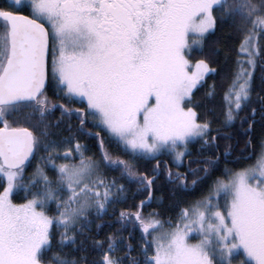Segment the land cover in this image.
<instances>
[{
  "label": "snow or ice",
  "instance_id": "6c2138e0",
  "mask_svg": "<svg viewBox=\"0 0 264 264\" xmlns=\"http://www.w3.org/2000/svg\"><path fill=\"white\" fill-rule=\"evenodd\" d=\"M218 18L231 21L243 36L230 79L221 90L220 106L225 125L237 118L241 128L248 123L243 133L249 136L247 148L256 110L251 117L240 113L251 100L257 61L264 59L257 39L264 38V0H3L0 264H44L56 231L61 252L83 250L93 211L102 218L125 198V186L108 181L104 169L139 176V190L147 193V200L142 199L134 212L122 210L119 217L133 228L139 225L138 251L113 234L107 242L94 241L99 259L92 264H233L240 250L247 258L240 264H264V141L255 166L226 171L206 195L180 210L174 226L171 220L162 221L158 211L144 215L143 209L153 202L159 207L163 196L155 195V176L133 170L135 160L157 159L160 153L182 161L192 141L215 144L210 121H201L191 106L193 89L215 69L200 59L192 71L190 49L203 43ZM49 68L57 94L62 92L73 102L86 101V109H75L81 127L91 118L129 159L114 157L100 132L96 133L100 159L86 155L87 145L76 140L70 125L68 136L51 137L45 123L52 111ZM206 95L215 100V87ZM59 107L62 115L72 112L64 104ZM25 109L31 127L13 126L10 118ZM40 151L47 155L39 157L25 180L24 173ZM205 163L203 175L201 169H189L194 177L191 186L186 174L169 171L173 191L195 190L207 180L216 161ZM21 188L30 198L15 204L12 194ZM220 198L226 211L219 206ZM53 205L55 214L50 215ZM56 259L59 264H87L86 257Z\"/></svg>",
  "mask_w": 264,
  "mask_h": 264
},
{
  "label": "trees",
  "instance_id": "16d2710c",
  "mask_svg": "<svg viewBox=\"0 0 264 264\" xmlns=\"http://www.w3.org/2000/svg\"><path fill=\"white\" fill-rule=\"evenodd\" d=\"M255 2L258 3L259 0H255ZM24 14H27V12L25 11ZM242 39L243 36L238 33L231 21L225 20L221 22L218 18L216 28L205 35L203 43L190 49V62L205 59L209 63V66L215 69V72L209 73L197 88L193 90L191 106L198 113L201 121H210V136L217 137V140L212 146L204 145L203 141L190 142L187 146V154L183 157L184 160L180 165L175 164L168 153L159 154L157 159H137L133 162V170L137 171L139 175L147 174L156 177L155 195L157 198L163 196L162 204L159 207L156 202H153L152 207H145L143 209L145 216L153 211H158L162 221L168 222L171 220L174 226L180 210L193 205L203 195H206L209 191V186L217 178H223V174L226 171L238 172L239 170L256 165L261 152V144L264 141V118H262L264 117V83H262L264 71H262L261 67V65H264V59H258L257 61L251 100L248 107L240 113L241 116L247 115L251 117L252 109L255 108L256 110L254 128L250 137L251 143L248 144L247 148L245 146L249 140V136H245L243 133L244 129H247L248 123L245 122L243 128H241L240 119L237 118L231 125H225L222 114L223 109L220 106L221 90L226 86L228 79H230ZM260 46L264 48V38H262ZM53 87L51 70L49 68L47 95ZM213 87H215L217 96L215 100H210L206 94ZM48 98L52 111L48 113L45 123L50 125L49 133L52 138L60 140L68 136V127L70 125L72 134L76 137V140L81 144L87 145L89 149L86 153L87 156H95L96 159L101 158L100 137H103L105 148L114 157L118 156L120 159H129L127 155L117 148L115 142L108 139L107 133L102 132L94 126V121L91 118L87 120L83 128L81 127L80 120L78 119L79 114L75 112V109H86L87 104L82 103L79 99H75V102H73V99L65 98L62 92L59 93V96H48ZM61 104L71 108L72 112L70 114L63 113L62 115V110L59 107ZM28 112L29 110L26 109L21 110L17 116L10 118V122L15 121L13 126L17 127H31L32 121L28 119ZM40 130L39 128L36 129L37 132ZM97 132H100V137L96 135ZM88 133H91V135H88ZM76 140H73V145L76 143ZM226 150L229 153L228 155H225ZM46 155L47 153L43 151L37 153L36 159L32 161V166L24 173L25 180L31 175L39 157ZM217 157L219 159H216ZM209 159L216 161V167L212 170V174L207 180L197 186L195 190L180 191L176 189L173 191L175 185L169 181V171L174 175L176 173L186 174L188 176V184L191 186V181L194 177L189 169H201L200 175H203L202 170L206 167L205 162ZM61 162L57 161V163ZM157 164H159L158 168ZM103 171L108 181L116 180L118 185L123 184L125 186V198L121 203L109 207L107 213L102 218L97 219L93 211L90 217L92 220L90 225L91 231L84 234L86 239L81 251L65 248L61 252L56 246V242L60 238L59 232L56 231L53 250L46 255L44 264H59V261L56 259L57 256H65L68 259L86 257L87 264H92L94 260L99 259L98 253L93 249L94 241L107 242L108 237L113 234H118L117 239L122 237L125 243H131L138 251L141 236L139 225L133 228L131 223L122 222L119 217L122 210L134 212L136 206H139L140 201L147 199V193L139 190L137 183L139 176L129 177L126 172L122 173L121 170L104 169ZM49 175H52V173L50 172ZM179 183V181H176V184ZM0 191H2V188H0ZM26 198L30 197H27L26 192L22 188L17 189L12 194V200L15 204L25 203ZM52 208L53 212L49 213L50 215L55 214V205ZM165 228H167V223L165 224ZM80 239L81 237L77 238L78 244L80 243ZM105 247H107V243H105ZM137 251H133L132 255H137ZM116 255L123 256L124 252H118Z\"/></svg>",
  "mask_w": 264,
  "mask_h": 264
},
{
  "label": "rangeland",
  "instance_id": "374dc122",
  "mask_svg": "<svg viewBox=\"0 0 264 264\" xmlns=\"http://www.w3.org/2000/svg\"><path fill=\"white\" fill-rule=\"evenodd\" d=\"M210 32H211V30H210ZM206 34H208V33H206ZM206 34H205V35H206ZM257 39H258V42H259V44H260L262 38H259V37H258ZM197 45H198V44H197ZM197 45H193V46H197ZM195 65H196V62H190V67H191V70H192V71H195ZM209 73H211V72H209ZM209 73H206V74H205V77H206ZM205 77H204V78H205ZM201 82H202V81H201ZM198 85H199V84H198ZM193 90H194V89H193ZM75 99H76V98H75ZM77 99H78V98H77ZM84 103L86 104V101H85ZM160 154H161V153H160ZM158 155H159V154H158ZM170 155H171L172 159L174 160L175 164H177V165L182 164L184 158H182V161H178V160L175 159L174 155H172V154H170ZM239 171H241V170H239ZM214 199H215V198H214ZM218 203H219V206H220L221 210L226 211V208H225V200H224L223 198H220V199L218 200ZM192 235H196V234L193 233ZM191 242H192V243H196L197 240H196V239H192ZM243 258H244V259H247V258L243 255L242 250H240V254L237 255V256H235V259H234L233 264H240V260L243 259Z\"/></svg>",
  "mask_w": 264,
  "mask_h": 264
},
{
  "label": "flooded vegetation",
  "instance_id": "af4514ba",
  "mask_svg": "<svg viewBox=\"0 0 264 264\" xmlns=\"http://www.w3.org/2000/svg\"><path fill=\"white\" fill-rule=\"evenodd\" d=\"M3 3V0H0V4ZM49 65H51V57H49ZM51 70V69H50ZM49 94L47 96L49 97H54V96H59V94H57L55 86L53 87V89L49 90Z\"/></svg>",
  "mask_w": 264,
  "mask_h": 264
},
{
  "label": "water",
  "instance_id": "95a60500",
  "mask_svg": "<svg viewBox=\"0 0 264 264\" xmlns=\"http://www.w3.org/2000/svg\"><path fill=\"white\" fill-rule=\"evenodd\" d=\"M147 200V199H146Z\"/></svg>",
  "mask_w": 264,
  "mask_h": 264
}]
</instances>
